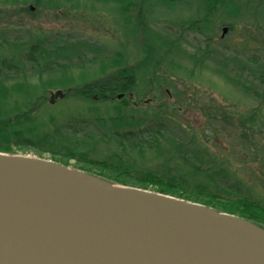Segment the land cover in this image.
I'll return each mask as SVG.
<instances>
[{
	"label": "trees",
	"instance_id": "16d2710c",
	"mask_svg": "<svg viewBox=\"0 0 264 264\" xmlns=\"http://www.w3.org/2000/svg\"><path fill=\"white\" fill-rule=\"evenodd\" d=\"M0 1L3 5L32 3L49 11L59 10L63 4L81 8L79 0ZM84 1L117 6L124 18L126 12L134 10V20L141 32L138 39L144 37L141 61L128 66L123 56L112 55L104 64L99 58L104 50L94 42L67 39L50 44L30 30L25 31L26 37L16 35L8 41L0 37V153L16 155L17 149L26 154L29 149L38 158L47 154L50 160L67 167L74 161L81 164L75 169L111 184L204 205L264 230V203L250 189L245 190L240 179L227 184L232 175L229 176L224 160L209 152L210 134L164 121L157 114L148 122L147 112L135 115L137 110L126 100L134 92L138 74L144 82L156 65L154 60H165L170 54L171 42L160 43V37L151 35L145 14H152L158 7L174 11L188 0ZM192 1L199 18L187 20L181 27L205 34L213 24L215 9L234 0ZM235 61H224L216 74L244 94L252 95L244 80L235 81L223 71L229 63L243 78L249 68L237 67ZM75 66L78 67L74 72ZM116 69L120 70L114 73ZM256 71L259 81L264 83V66L259 65ZM29 73L35 75V80L28 78ZM54 89H61L63 94L71 91V96L85 106L84 112L76 109L74 117L71 112L64 116L47 112L44 99ZM254 122L253 115L241 125Z\"/></svg>",
	"mask_w": 264,
	"mask_h": 264
},
{
	"label": "rangeland",
	"instance_id": "374dc122",
	"mask_svg": "<svg viewBox=\"0 0 264 264\" xmlns=\"http://www.w3.org/2000/svg\"><path fill=\"white\" fill-rule=\"evenodd\" d=\"M231 2L215 9L213 24L205 34L181 27L183 22L199 18L192 0L174 11L158 7L152 14H145L151 35L160 37V43L171 42L170 54L165 60L154 58L156 65L145 83L138 74L134 92L126 100L137 110L135 115L147 112L148 122L157 114L164 121L210 134L209 152L224 160L229 176L232 175L227 184L240 179L244 189H250L264 203V83L259 81L256 71L259 65L264 66V0ZM78 3L79 9L63 4L59 10L49 11L32 3L3 5L0 1V37L7 41L16 35L26 37L25 31L30 30L50 44L67 39L94 42L104 50L99 57L104 64L112 55L123 56L128 66L141 61L144 37L142 42L138 39L141 32L134 20V10L126 12L124 18L112 4L84 0ZM28 9L30 13L25 12ZM223 28L228 30L222 36ZM231 58H235L237 67H247L249 72L242 78L229 63L228 69L222 70L235 81L244 80L252 95L244 94L216 74L220 65ZM77 67L72 70L75 72ZM27 76L35 80V75ZM56 91L50 90L44 99L47 112L61 116L71 112L73 117L76 109L84 112L85 106L71 96V91L49 104L50 93ZM253 115L255 122L243 127L245 118ZM14 151L16 155L36 157L29 149L26 154ZM44 159H49V155L45 154ZM69 165L74 169L81 167L74 161Z\"/></svg>",
	"mask_w": 264,
	"mask_h": 264
},
{
	"label": "water",
	"instance_id": "95a60500",
	"mask_svg": "<svg viewBox=\"0 0 264 264\" xmlns=\"http://www.w3.org/2000/svg\"><path fill=\"white\" fill-rule=\"evenodd\" d=\"M63 97L50 93L49 104ZM0 264H264V230L50 159L0 153Z\"/></svg>",
	"mask_w": 264,
	"mask_h": 264
},
{
	"label": "flooded vegetation",
	"instance_id": "af4514ba",
	"mask_svg": "<svg viewBox=\"0 0 264 264\" xmlns=\"http://www.w3.org/2000/svg\"><path fill=\"white\" fill-rule=\"evenodd\" d=\"M228 30V29H227Z\"/></svg>",
	"mask_w": 264,
	"mask_h": 264
}]
</instances>
